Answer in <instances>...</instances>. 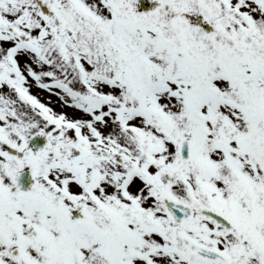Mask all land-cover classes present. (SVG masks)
Here are the masks:
<instances>
[{
	"label": "snow or ice",
	"instance_id": "6c2138e0",
	"mask_svg": "<svg viewBox=\"0 0 264 264\" xmlns=\"http://www.w3.org/2000/svg\"><path fill=\"white\" fill-rule=\"evenodd\" d=\"M0 264H264V0H0Z\"/></svg>",
	"mask_w": 264,
	"mask_h": 264
},
{
	"label": "rangeland",
	"instance_id": "374dc122",
	"mask_svg": "<svg viewBox=\"0 0 264 264\" xmlns=\"http://www.w3.org/2000/svg\"><path fill=\"white\" fill-rule=\"evenodd\" d=\"M141 3L146 4V5H147V8L149 7V0H141ZM32 91H33L34 93H36V94H39V98H40L42 101L47 102V99H46V98H47L48 95H49L48 92H46V91H44V90H41V89H39V88L36 87V86H33ZM52 99H53V101H57V98L54 97V96L52 97ZM52 106L55 107V108H59V103H58V101H57L56 103H54ZM25 168H28V167L26 166Z\"/></svg>",
	"mask_w": 264,
	"mask_h": 264
},
{
	"label": "water",
	"instance_id": "95a60500",
	"mask_svg": "<svg viewBox=\"0 0 264 264\" xmlns=\"http://www.w3.org/2000/svg\"><path fill=\"white\" fill-rule=\"evenodd\" d=\"M31 142L35 145L36 148L42 146V144L45 142V138L40 137V136H36L33 137ZM26 184L30 183V180L28 178L25 179Z\"/></svg>",
	"mask_w": 264,
	"mask_h": 264
}]
</instances>
